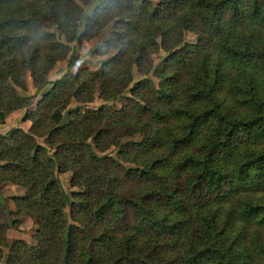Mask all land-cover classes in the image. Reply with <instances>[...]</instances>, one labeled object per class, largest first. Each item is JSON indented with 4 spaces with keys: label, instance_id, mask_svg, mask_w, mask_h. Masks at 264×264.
<instances>
[{
    "label": "trees",
    "instance_id": "obj_1",
    "mask_svg": "<svg viewBox=\"0 0 264 264\" xmlns=\"http://www.w3.org/2000/svg\"><path fill=\"white\" fill-rule=\"evenodd\" d=\"M91 1L0 0V122H30L0 133V264H264V0ZM107 26L96 70L45 77Z\"/></svg>",
    "mask_w": 264,
    "mask_h": 264
},
{
    "label": "rangeland",
    "instance_id": "obj_2",
    "mask_svg": "<svg viewBox=\"0 0 264 264\" xmlns=\"http://www.w3.org/2000/svg\"><path fill=\"white\" fill-rule=\"evenodd\" d=\"M149 1L153 5H155L157 2V0H149ZM94 2L95 0H92L91 3L88 5L81 3L82 7L85 10V13H88L90 11V9L94 6ZM105 2L106 0H100L99 4H104ZM82 28H83V22L81 21L79 30H82ZM109 31H110V26H107L101 31V33L97 37L91 40H87V41L83 40L81 42L71 43L70 44L71 51L69 53L71 58L68 55L65 59L57 62V64L48 72V74L45 77L49 81H52V80H55L61 77L63 73H65V71L67 70L68 64H71L70 71L75 73L77 71V63L79 60L82 59V53H83L85 45H87V47L89 48L88 59L85 60L84 63L80 64L79 68H88L91 70H96L100 66V63L108 58V55H105V56L97 55L95 51L96 50L95 47L107 39ZM185 40L193 41L194 35L192 33H186ZM163 55H164V52L160 50L158 53H156L153 56V62L155 64H158V62L160 61ZM139 77L140 75L135 73V79ZM151 77L154 79L155 82H157L156 77H154L153 75H151ZM25 83H26V91L22 92V94L32 96L29 100V108L31 110H34L36 107V102L40 98L41 93L44 90H46L50 85H47L44 89H41L38 92H35V85L33 84L30 76L26 77ZM125 96H129V94L126 93L123 97H119L115 100L110 101L108 103L109 108L112 110L121 109L126 104ZM103 103L104 102L101 99H99L98 97H95V99L92 102L87 103V107L91 109H97ZM75 105H78V103L73 100L70 106H75ZM24 113H25V109H21V110H17L7 115L4 121L0 122V133H5L6 131L14 127H20L21 129L27 131L29 129L30 122L22 120V116L24 115ZM38 141L43 143L42 138H38ZM116 150L117 149L115 148L111 149L108 151V153H110L113 157L118 158V156L116 155ZM123 164L126 167L130 166L127 163H123ZM57 177L59 178L61 185L65 191L68 192L73 189L70 185L71 183V172L70 171L60 173L57 175ZM0 188H1L0 189L1 194L4 198L6 207L9 210H14V204H13L11 197L23 194L24 192L23 188L19 185H15L10 182H6L5 184H2ZM32 225H33V222L29 217L21 216L19 218V229L27 230ZM3 251H4V257H3L1 264H5L4 260L8 253V248L4 247Z\"/></svg>",
    "mask_w": 264,
    "mask_h": 264
},
{
    "label": "clouds",
    "instance_id": "obj_3",
    "mask_svg": "<svg viewBox=\"0 0 264 264\" xmlns=\"http://www.w3.org/2000/svg\"><path fill=\"white\" fill-rule=\"evenodd\" d=\"M99 2L100 0H96V3H99ZM88 51H89V48L87 47V45H85L83 53H82V59L79 60L77 63V70L79 69V65L84 63V61L88 59Z\"/></svg>",
    "mask_w": 264,
    "mask_h": 264
}]
</instances>
